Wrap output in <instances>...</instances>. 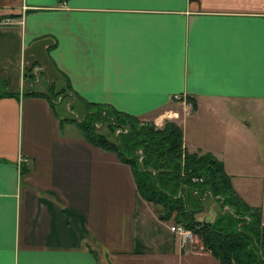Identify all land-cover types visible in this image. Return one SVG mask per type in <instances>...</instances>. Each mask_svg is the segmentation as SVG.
Instances as JSON below:
<instances>
[{"label": "crops", "instance_id": "obj_1", "mask_svg": "<svg viewBox=\"0 0 264 264\" xmlns=\"http://www.w3.org/2000/svg\"><path fill=\"white\" fill-rule=\"evenodd\" d=\"M48 83L70 96L56 114L32 93ZM69 101L173 121L264 222V0H0V264H221L179 243Z\"/></svg>", "mask_w": 264, "mask_h": 264}, {"label": "trees", "instance_id": "obj_2", "mask_svg": "<svg viewBox=\"0 0 264 264\" xmlns=\"http://www.w3.org/2000/svg\"><path fill=\"white\" fill-rule=\"evenodd\" d=\"M31 64L24 69L27 81L34 78ZM65 90L48 83L44 91L32 93L46 97L56 114L55 97L61 95L60 102L70 99ZM79 105L69 101L70 110L83 113L81 119H69L84 139L114 152L129 165L136 192L154 204L159 219L189 229L221 264H264L261 209L235 192L219 159L209 152L186 150L180 128L171 120L156 126L101 103L81 101ZM202 197L216 203L211 218L198 215Z\"/></svg>", "mask_w": 264, "mask_h": 264}, {"label": "built area", "instance_id": "obj_3", "mask_svg": "<svg viewBox=\"0 0 264 264\" xmlns=\"http://www.w3.org/2000/svg\"><path fill=\"white\" fill-rule=\"evenodd\" d=\"M168 229L173 233L181 245H189L194 238V234L178 223H169Z\"/></svg>", "mask_w": 264, "mask_h": 264}, {"label": "rangeland", "instance_id": "obj_4", "mask_svg": "<svg viewBox=\"0 0 264 264\" xmlns=\"http://www.w3.org/2000/svg\"><path fill=\"white\" fill-rule=\"evenodd\" d=\"M58 85V84H57ZM249 112V114H251V115H253V116H256L257 114H258V112H259V108H255V107H253L250 111H248ZM70 115H72L71 114V111H70ZM205 210L203 211V212H201V213H199L198 215L199 216H202V217H204V218H211V216H212V214H213V208L212 209H209V205L206 203V206H205ZM209 209V210H208ZM195 236V235H194ZM196 237V236H195ZM193 238L192 239V242L189 244V246H192V247H198V245L199 244H197V243H199V242H197V240H196V238Z\"/></svg>", "mask_w": 264, "mask_h": 264}]
</instances>
